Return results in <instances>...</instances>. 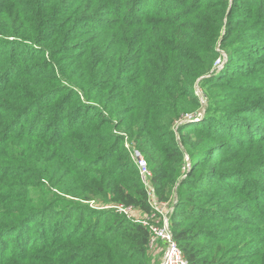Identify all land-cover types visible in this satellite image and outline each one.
<instances>
[{
  "label": "trees",
  "instance_id": "trees-1",
  "mask_svg": "<svg viewBox=\"0 0 264 264\" xmlns=\"http://www.w3.org/2000/svg\"><path fill=\"white\" fill-rule=\"evenodd\" d=\"M147 186L187 264H264V0H0V264H158L90 206Z\"/></svg>",
  "mask_w": 264,
  "mask_h": 264
},
{
  "label": "built area",
  "instance_id": "built-area-1",
  "mask_svg": "<svg viewBox=\"0 0 264 264\" xmlns=\"http://www.w3.org/2000/svg\"><path fill=\"white\" fill-rule=\"evenodd\" d=\"M133 157L136 159V163L140 172V175L143 177V180H146V177L149 176L148 167L145 159L141 158L140 154L137 151H133ZM147 193L149 194L150 205L154 210L160 212L159 205L156 202L155 194L153 189L147 186ZM117 210L124 214L127 218H130L128 211L130 207L124 208L122 206H116ZM162 215V225L154 223L153 219L156 218L155 214H152L150 217H146L145 220H136L135 222L140 223L144 227H148L151 233V238L149 241L150 248L157 247L159 244H165L164 254L161 259V264H187L184 261L182 254L177 249L176 245L173 243L172 234L170 227L168 225V217L166 214L160 212ZM135 220V219H134Z\"/></svg>",
  "mask_w": 264,
  "mask_h": 264
},
{
  "label": "rangeland",
  "instance_id": "rangeland-1",
  "mask_svg": "<svg viewBox=\"0 0 264 264\" xmlns=\"http://www.w3.org/2000/svg\"><path fill=\"white\" fill-rule=\"evenodd\" d=\"M219 53H221V56H220V63L217 64V71H219L221 69L222 65L227 61L226 54L225 53H222L221 51ZM199 98H200V102L203 105V107H202V109L199 110V112L197 113V115L195 114V115L187 116V117L181 119L180 121H178V124L175 125V127L173 128V131L175 133V139L180 144V147H181V149H182L183 152H185V150H184L185 148H183V146H182L181 140H180V138L178 136V133H177V129H178V126L195 125V124H200V123H202V122L205 121V115H206V111H207V105H206V102L204 100V97H203V95L201 93L199 94ZM123 137H124L123 138L124 139L123 140L124 145H125V147L129 151H131V154L130 155L134 159V157H133V151H135V148H132V144L131 143H128V141H127V139H128L127 138V135L126 136L123 135ZM194 142H196L195 146H197V147L200 146L201 143H202V141L200 139H198V138H195L194 139ZM220 142H222L220 145H224V147H227V148L230 147V145L228 143H225V140H222ZM185 157H186L185 165L186 164H187V166L188 165H191V160L189 159V157L187 155ZM214 159H217V157L214 156ZM134 160L136 161V159H134ZM174 192H175V194L173 195L172 200H170L171 201V205L162 204V206L161 205L158 206L160 212L166 214L167 217H168V214L169 215L172 214L173 206L178 201V197H179L178 196V193L176 192V190ZM90 206L91 207L92 206H96V208L99 209V210H111V209H113L116 213H120L121 214V212L118 211L117 210V207L114 206V205H111L110 207L109 206L104 207L105 205L100 204L98 202H95V203L94 202H91L90 203ZM128 214L130 215V218L135 219V220H140V221L145 220V218L147 217L140 210H134V209H130V211H128ZM153 222L159 224L160 219H158L156 217V218L153 219ZM164 249H165V245L164 244L163 245H160L159 244L157 247H154V248H151L150 249L153 257H155L157 259L158 264H161V259H162L163 254H164Z\"/></svg>",
  "mask_w": 264,
  "mask_h": 264
}]
</instances>
